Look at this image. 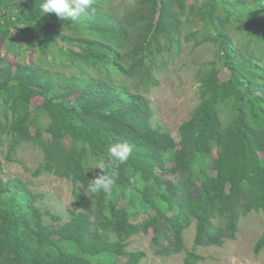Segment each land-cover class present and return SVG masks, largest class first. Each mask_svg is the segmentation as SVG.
Listing matches in <instances>:
<instances>
[{
	"label": "trees",
	"instance_id": "trees-1",
	"mask_svg": "<svg viewBox=\"0 0 264 264\" xmlns=\"http://www.w3.org/2000/svg\"><path fill=\"white\" fill-rule=\"evenodd\" d=\"M93 8L71 21L43 15L40 0H0V145L41 149L35 174L71 180L78 208L48 224L44 215L63 217L0 173V264H94L102 252L140 264L145 251L127 249L137 234L152 232L155 252L171 255L193 223L195 245H222L243 216L264 212V0ZM185 43L212 44L216 56L197 69L199 101L177 140L154 124L144 91ZM118 141L132 153L113 167L107 147ZM91 162L113 177L110 190L90 191ZM263 248L264 230L256 253ZM199 259L192 251L186 263Z\"/></svg>",
	"mask_w": 264,
	"mask_h": 264
},
{
	"label": "rangeland",
	"instance_id": "rangeland-1",
	"mask_svg": "<svg viewBox=\"0 0 264 264\" xmlns=\"http://www.w3.org/2000/svg\"><path fill=\"white\" fill-rule=\"evenodd\" d=\"M215 53L216 49L212 44L196 47L185 43L180 54L167 57V63L157 72L159 84L144 91L154 110V124L170 131L177 140L180 138L179 126L190 118L199 101L197 69L201 63L214 59ZM41 100V97L34 98L36 104ZM47 121L44 118V124ZM9 145V140L0 145L2 177L13 182L21 181L35 196V206L63 217L61 221L54 222L48 215H44L46 223L59 224L67 221L78 210L73 206V182L53 174L36 175L35 171L43 161V153L32 143H22L11 154L8 153ZM95 165L97 164L90 163L93 178L98 174V166ZM143 217L145 215L135 220ZM263 230L264 212H251L241 218L235 237L225 239L222 245H195L196 224L193 223L184 234L185 249L181 252L171 255L156 253L150 242L152 232L133 236L127 249L145 251L146 255L140 264H187L186 257L192 251L200 256L195 264H264V248L259 253L255 251V245ZM126 258L116 257L110 252L92 256L94 264H122Z\"/></svg>",
	"mask_w": 264,
	"mask_h": 264
},
{
	"label": "clouds",
	"instance_id": "clouds-1",
	"mask_svg": "<svg viewBox=\"0 0 264 264\" xmlns=\"http://www.w3.org/2000/svg\"><path fill=\"white\" fill-rule=\"evenodd\" d=\"M40 10L45 14H55L60 20L76 21L94 13L93 0H40ZM132 153V146L126 142H114L107 147V159L113 167L125 164ZM101 174L90 180L89 189L92 193L108 191L114 184V179L109 175L102 164H97ZM94 167V166H93ZM92 168V167H90ZM89 168V169H90Z\"/></svg>",
	"mask_w": 264,
	"mask_h": 264
}]
</instances>
